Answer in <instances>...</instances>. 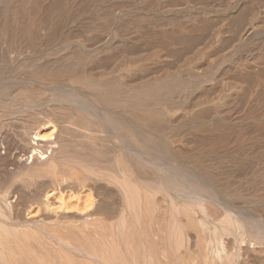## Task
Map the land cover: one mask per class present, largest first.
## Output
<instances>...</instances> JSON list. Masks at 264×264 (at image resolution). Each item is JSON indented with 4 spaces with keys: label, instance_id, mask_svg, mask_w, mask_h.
<instances>
[{
    "label": "bare ground",
    "instance_id": "obj_1",
    "mask_svg": "<svg viewBox=\"0 0 264 264\" xmlns=\"http://www.w3.org/2000/svg\"><path fill=\"white\" fill-rule=\"evenodd\" d=\"M263 203L264 0H0V264H264Z\"/></svg>",
    "mask_w": 264,
    "mask_h": 264
},
{
    "label": "rangeland",
    "instance_id": "obj_2",
    "mask_svg": "<svg viewBox=\"0 0 264 264\" xmlns=\"http://www.w3.org/2000/svg\"><path fill=\"white\" fill-rule=\"evenodd\" d=\"M194 161H196V159L189 160L188 162H194ZM249 187H250V183L249 182L248 183H245L243 185H241V184H235L233 186V188H235L234 189V192H235L234 196H236V197H243V198H245V197H253L254 198V197H257L258 196L257 195L258 193L263 192V189H258L257 186H253L252 188H249ZM254 189H256V192H255ZM252 190H253L254 193H252Z\"/></svg>",
    "mask_w": 264,
    "mask_h": 264
}]
</instances>
